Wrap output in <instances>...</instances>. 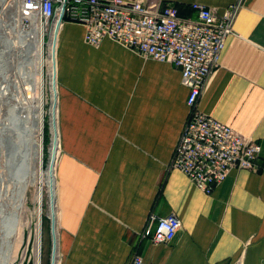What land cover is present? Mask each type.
I'll return each instance as SVG.
<instances>
[{
  "label": "crops",
  "instance_id": "crops-1",
  "mask_svg": "<svg viewBox=\"0 0 264 264\" xmlns=\"http://www.w3.org/2000/svg\"><path fill=\"white\" fill-rule=\"evenodd\" d=\"M193 2L218 13L238 3L233 33L198 108L260 145L257 169L231 168L207 194L168 163L188 106L174 64L144 57L64 21L56 39V264H264V0ZM58 148V149H59ZM174 212L168 242L140 238L149 213ZM153 226V225H152ZM55 241V243H54Z\"/></svg>",
  "mask_w": 264,
  "mask_h": 264
},
{
  "label": "built area",
  "instance_id": "built-area-1",
  "mask_svg": "<svg viewBox=\"0 0 264 264\" xmlns=\"http://www.w3.org/2000/svg\"><path fill=\"white\" fill-rule=\"evenodd\" d=\"M31 24V16L43 21L44 32L55 20L84 26V40L97 45L108 37L144 57L167 61L180 69L188 88V111L173 147L169 168L180 170L203 192L209 194L231 168L257 169L260 145L229 124L202 112L198 100L212 71L218 66L226 37L233 33L238 3L222 13L193 2L194 17L179 14L171 2L144 0H5ZM51 24V26H50ZM153 225V226H152ZM180 219L149 213L140 238L168 242L180 228ZM128 264H146L134 250Z\"/></svg>",
  "mask_w": 264,
  "mask_h": 264
},
{
  "label": "bare ground",
  "instance_id": "bare-ground-1",
  "mask_svg": "<svg viewBox=\"0 0 264 264\" xmlns=\"http://www.w3.org/2000/svg\"><path fill=\"white\" fill-rule=\"evenodd\" d=\"M0 2L3 6L8 5L5 0H0ZM16 12L19 18H12V20L16 19L12 23L0 19V98L6 106L10 101H13L10 107L7 106L8 108L5 110L8 123L0 121V155H2V162H0V264H10L16 255L15 240L19 237L21 239L22 233L20 232L22 202H24L25 189L29 185L38 184L37 199L39 201L42 197L43 181L48 187V213L51 219L52 238L56 240L55 165L59 147L56 119L58 94L56 39L61 23L57 19L52 24L48 52L45 57L43 21L40 18L35 19L34 16H31V24L26 28L22 24L23 17L17 11V7ZM9 30L16 31L18 35L16 41L15 38L11 39L6 36V32ZM13 46L20 48L21 52L20 59L16 64V78L11 77L8 65L9 53ZM45 64H47L51 79L53 103L51 106L50 131L52 136L49 147V160L47 166L43 168L42 141L39 138L35 142L32 135L37 127H41L42 122L40 100L43 92ZM18 91L22 92V97H19ZM4 139L7 140L8 147L2 145ZM4 146H6L7 151H5ZM34 161H37V167L35 168ZM9 181L12 182L13 187L10 196H8L9 198L5 199ZM17 202H19L18 205ZM36 244V264H40V216L37 222ZM55 257L56 246H54L52 264H56Z\"/></svg>",
  "mask_w": 264,
  "mask_h": 264
},
{
  "label": "rangeland",
  "instance_id": "rangeland-1",
  "mask_svg": "<svg viewBox=\"0 0 264 264\" xmlns=\"http://www.w3.org/2000/svg\"><path fill=\"white\" fill-rule=\"evenodd\" d=\"M3 9V10H2ZM2 10V12H1ZM16 6L15 4H8L7 6H3L0 2V19L5 20L9 23H12V18H19L17 16ZM22 24L27 28L26 21L22 18ZM51 26V24H50ZM50 30L48 28L47 31L44 32V54L45 57L48 52V41L50 37ZM6 36L14 39L16 41V37L18 36L16 31L9 30L6 32ZM15 44H17L15 42ZM14 50V51H13ZM20 48L17 46L14 47L9 53V73L12 78L15 77L16 64L20 59ZM11 54V55H10ZM11 56V57H10ZM33 56V55H32ZM11 64V65H10ZM44 77H43V92L41 95V109H42V122L41 127L36 128L32 137L36 142L39 138L42 141V165L45 168L48 164L49 158V147L51 143V129H50V121H51V106L53 103L52 90H51V79L48 71L47 64L44 65ZM19 97H22V92L18 91ZM13 101H10L7 106L10 105ZM3 104V100L0 98V121L7 122L8 118L5 115V110L8 108ZM59 148V147H58ZM60 148L57 151V156ZM57 158V157H56ZM0 162H2V155H0ZM36 162V163H35ZM37 161H34V168L37 167ZM7 195L5 199H8L11 194L12 182L9 181L7 183ZM42 197L39 201L37 199L38 193V184L29 185L25 189L24 202H22V213H21V239L20 237L15 240L14 249L16 250V255L10 264H36L37 261V222L38 217L40 216V264H52L53 263V252H54V244L52 238V230H51V219L49 216V194L48 187L43 181L42 183ZM21 201V200H19ZM19 202H17L18 205ZM40 211V213H39ZM40 214V215H39ZM23 225V226H22ZM36 247V249H35Z\"/></svg>",
  "mask_w": 264,
  "mask_h": 264
},
{
  "label": "water",
  "instance_id": "water-1",
  "mask_svg": "<svg viewBox=\"0 0 264 264\" xmlns=\"http://www.w3.org/2000/svg\"><path fill=\"white\" fill-rule=\"evenodd\" d=\"M2 145H6L7 147L9 146V144H8L6 139H4V141H2ZM6 146H4L5 147V151H7ZM8 151H9V148H8Z\"/></svg>",
  "mask_w": 264,
  "mask_h": 264
}]
</instances>
